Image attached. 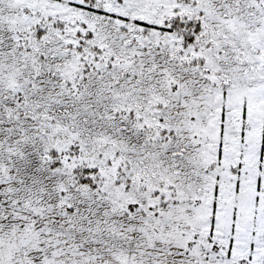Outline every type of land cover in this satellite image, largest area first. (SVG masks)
<instances>
[{"label":"snow or ice","instance_id":"1","mask_svg":"<svg viewBox=\"0 0 264 264\" xmlns=\"http://www.w3.org/2000/svg\"><path fill=\"white\" fill-rule=\"evenodd\" d=\"M0 264H264V0H0Z\"/></svg>","mask_w":264,"mask_h":264}]
</instances>
